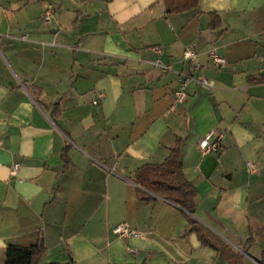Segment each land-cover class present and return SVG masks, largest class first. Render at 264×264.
Listing matches in <instances>:
<instances>
[{
	"label": "crops",
	"instance_id": "crops-1",
	"mask_svg": "<svg viewBox=\"0 0 264 264\" xmlns=\"http://www.w3.org/2000/svg\"><path fill=\"white\" fill-rule=\"evenodd\" d=\"M191 44L213 85L191 82L177 103ZM263 71L264 0H199L176 14L162 0H0V264H28L40 237L42 264H227L185 234L178 207L137 198L135 171L178 140L195 214L257 264L264 240L244 247L264 229ZM212 130L219 151L203 153ZM122 222L140 236L114 234Z\"/></svg>",
	"mask_w": 264,
	"mask_h": 264
},
{
	"label": "trees",
	"instance_id": "trees-1",
	"mask_svg": "<svg viewBox=\"0 0 264 264\" xmlns=\"http://www.w3.org/2000/svg\"><path fill=\"white\" fill-rule=\"evenodd\" d=\"M162 2L166 14H176L196 9L199 0H162ZM212 23L214 25L215 20ZM260 80L258 78L255 81ZM181 155L180 140H178L170 148V153L163 163L145 164L139 167L131 179L137 186V198L147 204H153L157 197H160L178 207L188 225L185 234L195 233L202 246L212 249L227 264H241L243 254L232 249L219 234L195 217L197 190L183 172ZM63 157H65L64 153ZM249 234L245 243L246 248L244 247L245 251L256 240H264V229H250ZM26 250L30 254L28 264H42L40 259L46 252L42 237ZM257 263L264 264V248L261 250Z\"/></svg>",
	"mask_w": 264,
	"mask_h": 264
},
{
	"label": "built area",
	"instance_id": "built-area-1",
	"mask_svg": "<svg viewBox=\"0 0 264 264\" xmlns=\"http://www.w3.org/2000/svg\"><path fill=\"white\" fill-rule=\"evenodd\" d=\"M54 12V8L52 5H47L43 12V21L46 23L50 22L52 15ZM209 60L215 65H223L225 64V59L214 49L213 47H209L208 51ZM183 61L188 63V71L181 72L177 76V87L174 90V97L177 103L184 102L187 97V86L191 82H198L203 86L212 87V82L204 77H199V71L201 69V63L199 61V52L197 51L194 44L187 45L183 54ZM153 64L158 67L162 72H169L173 70L171 63H162L159 60H155ZM93 103H96L94 101ZM222 134L212 130L207 132L199 141L198 146L203 151V153L209 152H218L219 151V140L221 139ZM1 146V140H0ZM249 168L253 169L254 166L248 163ZM20 168L19 163H14L10 169V175L16 176L17 172ZM112 232L119 237H138L140 236V231L130 227L126 222H122L113 227ZM129 252H133L132 249H128Z\"/></svg>",
	"mask_w": 264,
	"mask_h": 264
},
{
	"label": "rangeland",
	"instance_id": "rangeland-1",
	"mask_svg": "<svg viewBox=\"0 0 264 264\" xmlns=\"http://www.w3.org/2000/svg\"><path fill=\"white\" fill-rule=\"evenodd\" d=\"M194 215H195V217H196V218H198V217H197V215H196L195 213H194ZM198 219L201 221V219H200V218H198ZM214 232H215V231H214ZM216 233H217V232H216Z\"/></svg>",
	"mask_w": 264,
	"mask_h": 264
},
{
	"label": "water",
	"instance_id": "water-1",
	"mask_svg": "<svg viewBox=\"0 0 264 264\" xmlns=\"http://www.w3.org/2000/svg\"><path fill=\"white\" fill-rule=\"evenodd\" d=\"M262 74H264V71L262 72ZM258 264V263H257Z\"/></svg>",
	"mask_w": 264,
	"mask_h": 264
}]
</instances>
